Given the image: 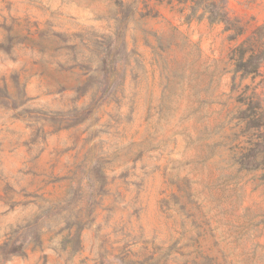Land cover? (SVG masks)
<instances>
[{"label":"rangeland","instance_id":"rangeland-1","mask_svg":"<svg viewBox=\"0 0 264 264\" xmlns=\"http://www.w3.org/2000/svg\"><path fill=\"white\" fill-rule=\"evenodd\" d=\"M193 5L0 0V264H264V0Z\"/></svg>","mask_w":264,"mask_h":264},{"label":"trees","instance_id":"trees-1","mask_svg":"<svg viewBox=\"0 0 264 264\" xmlns=\"http://www.w3.org/2000/svg\"><path fill=\"white\" fill-rule=\"evenodd\" d=\"M192 2L194 5L191 7L188 20L206 18L212 25L224 24L226 31L234 30L231 29V26L236 24L238 27L235 28L234 34L231 36L232 39H237L245 33L244 28L239 25L240 22L231 19L228 11V0H192ZM199 10L202 11V14L197 17ZM250 41L252 40L249 39ZM253 41L257 46L253 44L250 49H245L246 42L240 46L242 55L239 59L237 72H241L244 78L252 76L254 79L256 76L261 75V69L264 67V24L256 30ZM247 52H250L248 56L246 55ZM255 96L257 95L255 94ZM256 104L264 109L259 95ZM253 105L255 104L251 99L249 108L243 111L242 115L247 121L248 128L260 129L263 127L261 124L263 116L255 111ZM262 153H264V140L252 144L240 160L242 168L246 170L264 169V157L260 158Z\"/></svg>","mask_w":264,"mask_h":264},{"label":"clouds","instance_id":"clouds-1","mask_svg":"<svg viewBox=\"0 0 264 264\" xmlns=\"http://www.w3.org/2000/svg\"><path fill=\"white\" fill-rule=\"evenodd\" d=\"M13 260V259H12ZM12 260L8 262V264H12Z\"/></svg>","mask_w":264,"mask_h":264}]
</instances>
